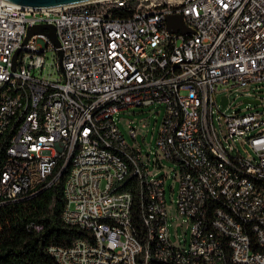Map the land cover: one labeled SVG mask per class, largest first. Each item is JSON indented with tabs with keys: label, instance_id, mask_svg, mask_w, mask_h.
Listing matches in <instances>:
<instances>
[{
	"label": "built area",
	"instance_id": "1",
	"mask_svg": "<svg viewBox=\"0 0 264 264\" xmlns=\"http://www.w3.org/2000/svg\"><path fill=\"white\" fill-rule=\"evenodd\" d=\"M59 181L56 264H264V0H0V206Z\"/></svg>",
	"mask_w": 264,
	"mask_h": 264
},
{
	"label": "trees",
	"instance_id": "2",
	"mask_svg": "<svg viewBox=\"0 0 264 264\" xmlns=\"http://www.w3.org/2000/svg\"><path fill=\"white\" fill-rule=\"evenodd\" d=\"M63 203L59 181L23 200L0 206V264H56L46 246L69 244L82 234L62 222ZM30 220L41 222L43 231H28L25 224Z\"/></svg>",
	"mask_w": 264,
	"mask_h": 264
},
{
	"label": "rangeland",
	"instance_id": "3",
	"mask_svg": "<svg viewBox=\"0 0 264 264\" xmlns=\"http://www.w3.org/2000/svg\"><path fill=\"white\" fill-rule=\"evenodd\" d=\"M52 55V52L49 51L47 56L50 58ZM49 70V66L46 65L45 72L47 73ZM158 107V106H157ZM160 107V106H159ZM153 106H150L148 108H135L129 111L121 112L119 113L116 118L118 119V126L124 136L125 141L127 142L128 145L130 146H138L142 148V150L145 152L149 150L150 148L153 149V143H154V134L151 133V128L154 123L155 119V114H149L148 110L152 109ZM162 110V108H161ZM161 115V114H160ZM157 116L159 119L161 116ZM136 119V120H144V121H149V123L146 125L147 129L144 127L141 130L137 131V136L135 141L131 139V137L128 135L126 131V125L130 123V119ZM138 124L140 123L139 121L137 122ZM132 124V123H130ZM136 124V123H133ZM170 193L167 190L166 192V198H167V204H166V209L168 214L171 216L170 222H169V231L171 234H182L184 230V224L180 223V218L177 216L176 212L172 209L173 204L170 202ZM176 197V192L173 194V198ZM176 231V232H175Z\"/></svg>",
	"mask_w": 264,
	"mask_h": 264
},
{
	"label": "water",
	"instance_id": "4",
	"mask_svg": "<svg viewBox=\"0 0 264 264\" xmlns=\"http://www.w3.org/2000/svg\"><path fill=\"white\" fill-rule=\"evenodd\" d=\"M12 3L22 5V6H29V7H55V6H62L72 3H78L82 1H88V0H7ZM167 27L171 31L180 30L182 32L185 31V28L181 24L180 17L176 16L174 18H169L167 22ZM43 28H47L46 35L50 39V41L55 45L58 46V40L55 35L54 27L50 24H40V25H31L27 28V34L23 40L25 42L27 38L36 32H41ZM60 54V52L58 51Z\"/></svg>",
	"mask_w": 264,
	"mask_h": 264
}]
</instances>
